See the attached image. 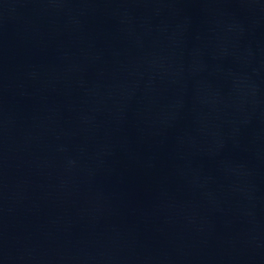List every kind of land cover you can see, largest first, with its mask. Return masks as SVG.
<instances>
[{
  "label": "water",
  "instance_id": "1",
  "mask_svg": "<svg viewBox=\"0 0 264 264\" xmlns=\"http://www.w3.org/2000/svg\"><path fill=\"white\" fill-rule=\"evenodd\" d=\"M0 264H264V0H0Z\"/></svg>",
  "mask_w": 264,
  "mask_h": 264
}]
</instances>
